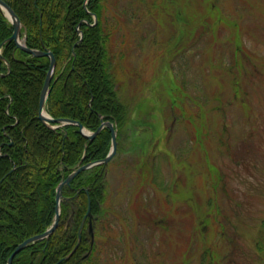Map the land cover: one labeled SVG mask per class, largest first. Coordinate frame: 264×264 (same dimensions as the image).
Masks as SVG:
<instances>
[{"label":"rangeland","instance_id":"374dc122","mask_svg":"<svg viewBox=\"0 0 264 264\" xmlns=\"http://www.w3.org/2000/svg\"><path fill=\"white\" fill-rule=\"evenodd\" d=\"M104 4L131 138L96 264H264V0Z\"/></svg>","mask_w":264,"mask_h":264},{"label":"trees","instance_id":"16d2710c","mask_svg":"<svg viewBox=\"0 0 264 264\" xmlns=\"http://www.w3.org/2000/svg\"><path fill=\"white\" fill-rule=\"evenodd\" d=\"M105 1L87 0L84 7L85 0H4L22 23L26 47L54 55L56 65L45 103L47 114L53 119L78 121L89 131L108 120L116 125L120 137L129 121L128 107L117 93V71L123 55L114 54L112 36L119 26L115 28L108 20ZM12 30L0 11V44ZM1 54L0 264H6L19 243L43 233L52 224L58 184L82 156L83 162L103 159L111 136L103 128L88 141L75 125L52 129L42 123L37 117L38 100L49 58L29 55L12 42L2 46ZM71 186L88 188L91 211L97 218L92 246L90 235L83 229L76 250L60 261L77 242L87 204L82 190L72 208L73 226L64 227L70 214L68 206L61 207L56 230L48 239L35 241L18 252L12 264H96L98 226L106 217L108 179L104 165L81 172ZM254 248L264 263V219L257 228Z\"/></svg>","mask_w":264,"mask_h":264},{"label":"water","instance_id":"95a60500","mask_svg":"<svg viewBox=\"0 0 264 264\" xmlns=\"http://www.w3.org/2000/svg\"><path fill=\"white\" fill-rule=\"evenodd\" d=\"M0 11L9 20V22L11 23L12 28H13V31H12V34L10 35V37H8L5 41H3L0 44V59H3L2 55H1V47L7 42H12L17 49H20V50L24 51L25 53H27L29 55H32L34 57H43L44 56V57H48L49 58L48 71L46 73V76H45L41 91L39 93L38 115H37L38 119L42 123H44L45 125H48L49 123L57 124L54 128H57L59 126H63V125H66V124L76 125L77 128H78L79 133L87 140H92L100 132V130L102 128H104V127L108 128L109 131H110V134H111V148H110L109 152L107 153V155L105 156V158H103L102 160H99V161L88 163L86 165L77 166L67 176V178L64 181H62L57 186L56 195H55V213H54L53 223L43 233L38 234V235H34L32 237H29V238L25 239L24 241H22L20 244H18L16 246V248L14 249V251L11 253V255L7 259L6 264H11L13 257L19 251H21L27 245L34 243L35 241L42 240V239H47L54 232V230L56 229V227L58 225L59 214H60V201L62 199V187H63V185L69 184V182L78 173H80L81 171H83V170H85L87 168H90L92 166L99 165V164L107 165L109 163V161L114 157V155L116 153V132H115L114 126L110 122H107V121L106 122H102L94 132H88L82 126V124H80L77 121H73V120L65 119V118L52 119L46 113V111H45V102H46L47 95H48V92H49V85H50V82H51V78H52V75L54 73V68H55V65H56V61H55L54 55L50 51H47V50H36V49L27 48L25 46V43H24L25 35H24L23 38L21 37V28L23 26H22V23H21L20 19L15 14V12L3 0H0ZM7 68H8V71H9V69H10L9 64H7ZM0 76H1V74H0ZM86 217H91L89 207L87 208L86 214L84 215V217H83V219L81 221L80 228L78 230V242H77L76 246L74 247L73 251L76 249V247H77V245L79 243L81 228L83 226V223H84V220L86 219ZM88 230H89V233L92 232L91 222H89V229ZM67 258H68V256L64 257L63 259H67Z\"/></svg>","mask_w":264,"mask_h":264},{"label":"flooded vegetation","instance_id":"af4514ba","mask_svg":"<svg viewBox=\"0 0 264 264\" xmlns=\"http://www.w3.org/2000/svg\"><path fill=\"white\" fill-rule=\"evenodd\" d=\"M128 123L126 124V126H124L122 128V133L120 134V137H118V130L116 128V125L113 123L114 129H115V132H116L117 145H122L123 146L125 144V142H128V140L131 138V135H129L131 133V128L129 129ZM121 141H122V143H121ZM83 159H84V157L82 156L81 159L79 160V162L77 163L78 166L86 165V164L92 162V161L91 162H83ZM106 167H105V176H108ZM91 168H93V167H91ZM91 168H89V169H91ZM71 182L69 184L63 185V187H62V199L60 201V212H61V207L68 206L66 211L70 214L69 219H67V220H65L63 222L65 224L64 227L66 228V226H73V223L71 222V219H72V215H73L74 211H73L72 208L76 207L75 204L78 203L77 196L83 190L84 194L86 195V200H87L85 213L87 211V208L89 207L90 213L92 214L91 221L94 222L93 223V228H94L95 225H96L97 218H96V216L93 215V213L91 211V199H90V195H89V192H88V188H86V187H76V186L73 187V186H71ZM87 226H88V220H86L84 222L83 229H87ZM80 241H81V239H80Z\"/></svg>","mask_w":264,"mask_h":264}]
</instances>
